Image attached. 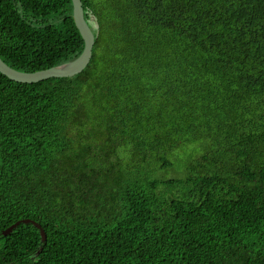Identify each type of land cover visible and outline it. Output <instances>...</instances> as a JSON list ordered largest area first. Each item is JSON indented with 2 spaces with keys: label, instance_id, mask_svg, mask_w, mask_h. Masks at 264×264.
I'll return each mask as SVG.
<instances>
[{
  "label": "trees",
  "instance_id": "trees-1",
  "mask_svg": "<svg viewBox=\"0 0 264 264\" xmlns=\"http://www.w3.org/2000/svg\"><path fill=\"white\" fill-rule=\"evenodd\" d=\"M89 65L0 72V264H264V0H82ZM72 0H0V57L76 59Z\"/></svg>",
  "mask_w": 264,
  "mask_h": 264
},
{
  "label": "water",
  "instance_id": "water-1",
  "mask_svg": "<svg viewBox=\"0 0 264 264\" xmlns=\"http://www.w3.org/2000/svg\"><path fill=\"white\" fill-rule=\"evenodd\" d=\"M72 1L73 18L85 41L84 50L76 59L35 72H26L11 67L0 57V72L12 80L23 83H35L52 77H70L81 73L91 61L93 55V47L95 44V34L85 18L82 0ZM23 223H33L36 227L39 228L43 241H46L47 234L42 225L31 219H23L15 222L7 229L0 231V236L9 235L16 227Z\"/></svg>",
  "mask_w": 264,
  "mask_h": 264
}]
</instances>
